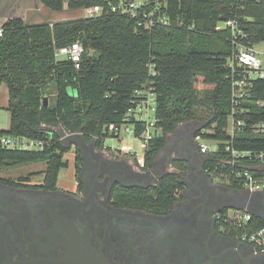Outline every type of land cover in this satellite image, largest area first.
<instances>
[{"label": "trees", "instance_id": "1", "mask_svg": "<svg viewBox=\"0 0 264 264\" xmlns=\"http://www.w3.org/2000/svg\"><path fill=\"white\" fill-rule=\"evenodd\" d=\"M40 1L55 11L65 6V0ZM119 1L68 0L71 9L101 4L104 10L54 23L31 24L12 16L1 25L0 85L9 87L11 124L8 130H0V138L25 135L46 139L49 144L44 150H18L0 143V170L46 161L44 186L55 189L61 170L69 166L65 154L72 149L57 127L81 134L98 150L104 148L112 123L136 122L139 135L145 125L128 113L135 105L136 91L152 84L158 122L144 151L147 171L153 169L178 124L195 118L197 109L205 107L210 117L195 136L216 144L208 152L198 146L207 175L221 174L235 189L245 188L244 178L237 175L246 170L263 178L264 77L254 78L245 96L234 100L229 59L237 48L232 29L224 23L231 17L238 19L246 34L238 41L251 45L264 41V0H167L170 24L151 28L139 26L127 13L112 11L111 6ZM77 41L84 47L79 67L72 60L57 59V48ZM152 63L156 75L150 73ZM49 93L54 94V103L46 104ZM233 121L242 125L233 127ZM76 153L79 172L83 160L78 148ZM173 165L175 171L164 173L147 187L117 184L112 194L115 203L153 213L169 212L184 186L183 175L190 170L181 158ZM249 225L259 229L264 220L254 216ZM232 230L242 234L234 225Z\"/></svg>", "mask_w": 264, "mask_h": 264}, {"label": "flooded vegetation", "instance_id": "2", "mask_svg": "<svg viewBox=\"0 0 264 264\" xmlns=\"http://www.w3.org/2000/svg\"><path fill=\"white\" fill-rule=\"evenodd\" d=\"M183 139L176 158L199 152L193 137ZM177 147L167 142L156 172L163 168L162 156ZM80 156L81 170L74 159L73 180L69 185L58 180L55 189L44 186V172L37 180L31 175L1 178L0 254L12 262L76 256L107 264H264V248L242 241L223 219L230 209L224 205H243L244 197H236L232 188L211 186L199 165L191 176L190 171L183 175L187 184L173 208L159 214L115 203L117 184L145 181L122 158ZM247 208L264 216L262 196Z\"/></svg>", "mask_w": 264, "mask_h": 264}, {"label": "built area", "instance_id": "3", "mask_svg": "<svg viewBox=\"0 0 264 264\" xmlns=\"http://www.w3.org/2000/svg\"><path fill=\"white\" fill-rule=\"evenodd\" d=\"M168 3L167 0H120L118 4L112 5L111 10L120 13H127L137 20L139 26L151 28L156 24L169 25L170 18L167 14ZM89 16L100 14L104 7L101 4H95L85 8ZM224 26L232 29L234 38L233 43L236 46V52L229 59V64L232 68L234 75L233 82V96L234 100L238 101L244 97L248 88L251 86V82L254 78L264 77V63L258 56L259 54L264 55V49L258 50L256 44H247L244 41H238L239 36L246 37L245 32L239 28L238 19L231 17L227 19ZM3 35V30L0 27V36ZM84 53V47L79 41L74 42L70 45L61 46L56 49L55 55L57 59H69L76 63V66H80V61ZM150 73L156 75L158 73L156 65L154 63L149 64ZM236 73V74H235ZM136 99L134 100L135 105L129 110V117L135 118L136 121L143 122L145 125L144 130L138 135L136 122L133 124H115L112 123L107 127L109 137L120 138L123 133L132 135L135 138L142 140V145L146 148L149 140L154 137L157 129L158 118L157 114V98L156 92L152 84L150 86L140 88L136 91ZM234 125H242V122L238 121ZM61 128V127H59ZM62 139L69 137L73 134L63 128ZM231 131H233L231 129ZM202 136H196V141L200 147L201 152H208L216 149L214 143L213 148L202 141ZM65 140V139H64ZM0 143L3 147L18 149V150H44L49 144L46 139L30 138L25 135H8L0 138ZM102 150L103 154L108 155L111 158H120L121 154H132L137 164L136 171L140 173L148 172L145 169V155L139 156L137 151H133L128 146L121 148H110L104 146ZM145 151V150H144ZM236 153V152H235ZM264 157V153L261 154ZM75 159V157H74ZM239 178H244L245 188L250 194L257 191L264 190V177L258 178L254 176L249 170L239 173ZM254 214L248 209H229L223 215V219L242 230L240 239L242 241L249 242L257 247L264 248V227L255 229L249 223L253 219Z\"/></svg>", "mask_w": 264, "mask_h": 264}, {"label": "rangeland", "instance_id": "4", "mask_svg": "<svg viewBox=\"0 0 264 264\" xmlns=\"http://www.w3.org/2000/svg\"><path fill=\"white\" fill-rule=\"evenodd\" d=\"M4 4H2L3 6ZM34 6V2L31 0H27L23 2L22 5H16L13 7V9H10V7L7 9V15L9 16H22L25 17V21L28 23H31L32 21L36 20L37 22H50L54 23L56 21H65V20H72L77 19L81 17L89 16L85 10V8H78V9H71L68 7V0H65V6L64 9L60 11L52 10L48 7H44L43 10H37L35 8L28 9L27 13L24 14V10L26 9V6ZM1 26V25H0ZM256 48L258 50L264 49V41L256 44ZM263 63H264V55L259 54L258 55ZM6 84V83H5ZM201 88H203V85L200 84ZM5 88V87H2ZM49 102L54 103V94L49 93L46 97ZM0 100H7V94L4 91L0 90ZM210 117V111L205 107H199L197 109V115L195 118H192L190 120L182 121L178 124L177 128L169 134L168 141L174 144H180V147L177 149H173L172 151L168 152V156L165 155L162 156L161 160H163V168L161 170L157 169L156 177L162 176L166 172L175 171L174 160L176 157H181L182 150L181 147L185 140L183 138L187 137H193L196 141V132L204 126V124L207 122L208 118ZM11 121V114L9 110L0 108V128H6L10 125ZM53 128V127H49ZM57 130L63 134V130L59 127H57ZM184 131L189 132L187 136H183L182 134ZM65 144L70 145L72 142H76L77 140H80L79 137H66ZM203 142H205L207 145H210L212 148L214 146V142L208 139H202ZM197 142V141H196ZM91 144L86 142V145H82L83 148H85L87 153L90 154H100L102 153V150H91ZM105 145L110 148H121L123 146L130 147L133 151H137L139 156L144 155V146L142 145V140L139 138H135L132 135L123 133L120 138L117 137H108L105 141ZM198 146V143H197ZM77 144L72 145V149L65 154V158L69 160V166L67 168H64L61 170L60 176H59V183L62 185H69L70 181L73 180L74 174H75V168H74V157L77 154L76 153ZM103 154V153H102ZM169 157V159L167 158ZM122 160H124L126 163L130 164L133 169L136 171V162L133 158L132 154H121ZM174 158V159H173ZM171 159V160H170ZM200 159V158H199ZM173 161V162H172ZM194 167L198 168V165L201 163L200 161H193ZM47 167L46 161H40L36 163H29V164H19V165H8L5 166L3 169L0 170V178H13L18 179L20 176L25 175H31L33 176V180H37L38 178H41V175H43V171ZM190 171V170H189ZM146 173V172H145ZM208 181L211 183L218 185H213L216 187L221 188H227L228 181L227 177L222 176L221 174H210L207 176ZM155 180H151L148 183H153Z\"/></svg>", "mask_w": 264, "mask_h": 264}, {"label": "water", "instance_id": "5", "mask_svg": "<svg viewBox=\"0 0 264 264\" xmlns=\"http://www.w3.org/2000/svg\"><path fill=\"white\" fill-rule=\"evenodd\" d=\"M46 104H48V99L46 98ZM72 137H79L80 140H77L76 142H72L70 143V145L72 144H77V148L78 150L81 152V154H87V151L85 148H83V144L86 145V142L83 138V136L81 134H73L71 135ZM70 136V138H71ZM168 142V141H167ZM167 145V143H166ZM165 145V147H166ZM164 147V148H165ZM163 148V149H164ZM162 149V150H163ZM91 150H95V146L94 144H91ZM161 150V151H162ZM159 156V154H158ZM157 156V157H158ZM196 156V158H195ZM201 159V163L199 164L200 169L202 170L203 175L205 176L206 179H208L207 177V173L204 170L203 167V160L199 154V152L197 154H191L187 157L181 158L184 159L186 161H188L189 165H190V173L188 174L189 176H191L194 172V163L193 160L197 159L198 161H200ZM156 165H157V158L156 161L154 163V167L151 171H148L146 173H138L141 178H143L145 181L143 183L141 182H133V183H128L126 184L127 186H140V187H147L150 184H154L155 181L159 178L156 177ZM151 180H155L153 183H148ZM183 184H187V181L185 179H182ZM216 185L213 182H211V186ZM218 186V185H216ZM216 186H213L216 188ZM235 191H239V192H235V195H237L236 197L240 198V197H244L243 199V205H239V204H235V203H228L226 205H224L225 208H237V209H248L249 211H251L249 208H247L249 205H251L252 201L254 200V198L256 196H262L263 198V202H264V190L263 191H257L255 193H253L251 196H248L247 192H249L248 190H246V192H241V190H235ZM245 191V190H244ZM250 194V193H249ZM242 197V198H243ZM238 198H235L236 200H239ZM255 216L261 218L264 220V216L261 215L260 213H256L254 211H251ZM0 264H107L106 262H103L102 260H99L98 258H93V259H89V258H83V257H76V256H70V257H62V258H53V257H36L33 256L25 261L23 260H18L15 262L10 261L9 259H7L6 257H4L2 254H0Z\"/></svg>", "mask_w": 264, "mask_h": 264}, {"label": "crops", "instance_id": "6", "mask_svg": "<svg viewBox=\"0 0 264 264\" xmlns=\"http://www.w3.org/2000/svg\"><path fill=\"white\" fill-rule=\"evenodd\" d=\"M25 1H27V0H25ZM31 1H33L35 5L34 6H30V5L26 6V9L24 10V14H26L28 9H30L32 7L37 9V10H43V8L46 7V6H44L43 3H41L40 0H31ZM23 2H24V0H0V25H2L7 19L12 17V16L7 15V9L9 7H10V9H13V7L18 5V4L22 5ZM2 4H4V5L2 6ZM21 17L25 20V17H23V15ZM34 23H42V22H37L36 20L31 22V24H34ZM2 87H5V88H2ZM0 90L3 91V92L5 91L6 94H7V100H3V101L0 100V108L8 110V106H9V87H8L7 84L3 83V84L0 85ZM10 124H11V121H10ZM9 128H10V125L8 127H6V128H0V130H8ZM263 167H264V165H263ZM227 188H231V187H227ZM232 189L238 190V189H235V188H232ZM239 190H241V192H246L247 189L246 188H242V189H239ZM237 192H239V191H237ZM247 194H248V196L252 195V194H249V192H247ZM230 209H235V208H230Z\"/></svg>", "mask_w": 264, "mask_h": 264}]
</instances>
